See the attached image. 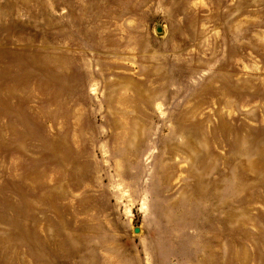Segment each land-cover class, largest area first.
Listing matches in <instances>:
<instances>
[{"label":"rangeland","instance_id":"374dc122","mask_svg":"<svg viewBox=\"0 0 264 264\" xmlns=\"http://www.w3.org/2000/svg\"><path fill=\"white\" fill-rule=\"evenodd\" d=\"M0 264H264V0H0Z\"/></svg>","mask_w":264,"mask_h":264},{"label":"water","instance_id":"95a60500","mask_svg":"<svg viewBox=\"0 0 264 264\" xmlns=\"http://www.w3.org/2000/svg\"><path fill=\"white\" fill-rule=\"evenodd\" d=\"M159 31H161V29ZM136 232H138V229L136 230Z\"/></svg>","mask_w":264,"mask_h":264}]
</instances>
